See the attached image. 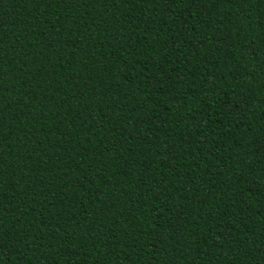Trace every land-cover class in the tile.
Returning a JSON list of instances; mask_svg holds the SVG:
<instances>
[{
  "label": "trees",
  "instance_id": "trees-1",
  "mask_svg": "<svg viewBox=\"0 0 264 264\" xmlns=\"http://www.w3.org/2000/svg\"><path fill=\"white\" fill-rule=\"evenodd\" d=\"M0 264H264V0H0Z\"/></svg>",
  "mask_w": 264,
  "mask_h": 264
}]
</instances>
